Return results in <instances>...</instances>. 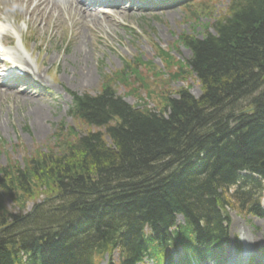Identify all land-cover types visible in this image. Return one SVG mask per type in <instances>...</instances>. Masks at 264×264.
Returning a JSON list of instances; mask_svg holds the SVG:
<instances>
[{
    "label": "trees",
    "instance_id": "16d2710c",
    "mask_svg": "<svg viewBox=\"0 0 264 264\" xmlns=\"http://www.w3.org/2000/svg\"><path fill=\"white\" fill-rule=\"evenodd\" d=\"M211 28L183 39L192 51L187 71L202 86L199 98L181 88L160 109L134 106L106 76L102 89L78 99L71 112L104 130L70 140L54 158L41 152L26 166L1 169L0 197L13 196L12 186L32 194L31 181L43 180L59 198L47 192L49 201L34 213L0 214L1 224L6 215L14 220L5 230L11 238L0 244V264H23L20 251L31 264L87 262L102 235L115 237L116 246L125 237L123 248L128 244L139 258L148 247L144 227L160 238L176 212L200 236L222 242L227 186L242 170L264 177V0H231Z\"/></svg>",
    "mask_w": 264,
    "mask_h": 264
},
{
    "label": "rangeland",
    "instance_id": "374dc122",
    "mask_svg": "<svg viewBox=\"0 0 264 264\" xmlns=\"http://www.w3.org/2000/svg\"><path fill=\"white\" fill-rule=\"evenodd\" d=\"M199 1L191 10L187 8L157 10L149 13L139 12L132 17H127L130 19V24L138 30L130 31L123 27L111 28V25H105L106 21L103 20L101 23L105 27L100 30L98 26L95 30L98 33H94L95 26L83 29L89 45L83 46L82 51L84 55L86 51L89 53L88 56L91 58L89 66H92V70L95 71V77L92 82L79 86L73 80L76 75L73 68L75 67L76 71L79 70L73 62V50L80 37L75 39L74 35L72 36L71 22L67 29L59 27L49 40L48 33L39 35L44 36L45 40L39 38L37 41L29 40L30 50L35 47V56L39 54L42 76L51 89L54 88L52 95L59 96L61 99L44 100L42 103L33 100L35 103H32L27 98L25 101V97L13 91L6 96L4 94L0 96V175L1 169L5 166H26L31 157L37 158L41 152L54 158L55 155L63 152L64 148L67 149L65 144L70 140L77 139L79 135L89 130H104V127L90 126L84 121L71 117L68 109L72 104L73 93L81 96L84 93L96 94L100 91L104 81L103 76L106 74L112 77V85L117 95L131 104L145 100L147 107L160 109L164 98L177 96V91L181 88H187L193 95L199 97L202 86L196 74L187 71L190 70L187 62L192 54L180 40L186 35H203L215 18L226 10L229 0ZM192 10H195V13ZM14 11L22 12V6L5 0L0 2V16ZM198 17L199 19L196 20ZM98 18L104 19L103 16ZM8 24L14 27L17 21L11 16L8 17ZM49 28L54 29L56 26L50 24L47 29ZM162 51L169 52L172 59L166 60L161 54ZM136 57L150 61L149 66H154L155 70H150L145 65L141 67L133 65L139 68L141 76L144 77L140 79L131 69L123 68L126 62L135 63ZM179 65L183 67L180 68ZM117 71L120 72L118 76L115 75ZM31 88L35 89V86ZM60 91H63L61 96L56 94ZM33 105L41 106L44 111L43 132L37 131V127L29 116V107L33 110ZM58 135L63 137L58 138ZM31 185L32 194L29 195L20 191L16 192L14 186H12L13 196L2 193L0 214L28 215L46 198L47 192L55 193L53 200L59 198L57 196L59 192L54 189L55 187H49L43 180L31 181ZM240 205L241 203L237 200L229 208L231 217L230 239L227 246L229 257H231L230 253L235 255L236 249L239 248L238 239L242 236L251 242V248L259 252L264 248V218L241 211ZM100 263L106 264L107 257L101 258Z\"/></svg>",
    "mask_w": 264,
    "mask_h": 264
},
{
    "label": "bare ground",
    "instance_id": "6f19581e",
    "mask_svg": "<svg viewBox=\"0 0 264 264\" xmlns=\"http://www.w3.org/2000/svg\"><path fill=\"white\" fill-rule=\"evenodd\" d=\"M37 2V5L35 4ZM24 4H26V6H28L26 12L27 14H29V16L32 14L37 18H42L44 20H49L50 19V15H42L40 12V7L42 5H44L45 3H49V4H59L61 6H63L64 11L66 12L65 15L66 17L69 16L70 18L78 15L81 17L82 21V27H81V31L80 33H78V31H76L75 34V39H79L77 40L76 44H75V48L73 50V55H74V65H76L77 67H79V70L76 71V68H73V72L76 74L73 77L74 83H76L77 86L82 85V84H86L89 82H92L94 79V70H92V66H89V62L91 60V58L88 56L89 53L86 51L85 55L83 54V46L85 45H89L88 40L85 38L84 34H83V29H85L86 27H92V25L95 23L97 24L99 21L101 22V20H99L98 18H90L91 16L87 15L86 13H84L83 11V7L80 3L79 0H65L63 3L59 2L58 0H27L25 2H23ZM61 15V16H63ZM60 16V17H61ZM48 24H52V22H48ZM100 27H105L104 24H100ZM86 35V34H85ZM81 38H83V40H81ZM85 51V50H84ZM1 84V82H0ZM0 90L2 91V93H6L8 91H10V87L4 85H0ZM2 96V95H1ZM23 96L27 97L28 95L24 94ZM30 101H32L31 99H29ZM25 101L26 98H25ZM33 102V101H32ZM33 110L31 109V107H29V116L32 120V122L35 124V126L37 127V131L38 132H43V127H42V120H43V115H44V111L42 109L41 106H32ZM251 243H248L246 245V250H245V255L250 253V249H249V245Z\"/></svg>",
    "mask_w": 264,
    "mask_h": 264
}]
</instances>
